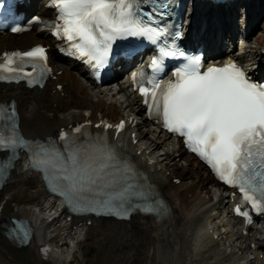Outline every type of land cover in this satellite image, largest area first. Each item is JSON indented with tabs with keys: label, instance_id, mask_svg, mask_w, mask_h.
Here are the masks:
<instances>
[{
	"label": "snow or ice",
	"instance_id": "1",
	"mask_svg": "<svg viewBox=\"0 0 264 264\" xmlns=\"http://www.w3.org/2000/svg\"><path fill=\"white\" fill-rule=\"evenodd\" d=\"M53 2L57 9L53 35L68 42L72 55L95 68L109 62L118 39L143 37L157 44L167 35L157 15H167L171 7L168 0ZM149 4L153 7L145 12L144 6ZM176 56L184 57L185 53L165 43L151 61L152 75L133 73L134 81L140 77L137 87L148 114L157 117L171 133L184 137L190 150L209 164L221 181L237 187L245 203L264 213V85L251 81L234 62L202 72L200 57H187L175 70V79L162 84L157 73L162 71L165 58ZM24 61L31 62V72L24 71ZM48 72L42 46L4 53L0 60V80L26 79L33 86L41 84ZM9 109L0 106V151L10 153L8 162L0 163V178L12 166L18 150L26 149L30 167L41 171L50 190L75 211L120 218L134 211L162 214V201L153 199L137 182L134 167L114 146L103 139L76 141L63 130L59 137L64 141L62 146L52 141H29L18 130L15 108ZM124 126L121 121L117 131ZM83 127L72 131L79 133ZM235 211L241 213V207ZM27 236L21 231V239Z\"/></svg>",
	"mask_w": 264,
	"mask_h": 264
},
{
	"label": "bare ground",
	"instance_id": "2",
	"mask_svg": "<svg viewBox=\"0 0 264 264\" xmlns=\"http://www.w3.org/2000/svg\"><path fill=\"white\" fill-rule=\"evenodd\" d=\"M263 2L264 0H252L249 6ZM215 12L219 14L218 28H225L226 21L229 22L230 12L219 8L215 9ZM205 14V9L201 6L197 11L196 20ZM220 14H223L224 18ZM238 17L240 15H237ZM256 26L259 27V24ZM260 29L262 32L253 34V41H250L251 34L243 38L238 51L232 52L238 54L236 58L243 60L248 57L252 65L255 63L254 59L260 57V47L264 43V24ZM211 31L214 32L215 29L211 27L208 31L206 39L208 48L215 45V40L210 38L213 34ZM50 40L42 34H37L34 29L15 36L0 34V51L16 46L24 48L38 41L49 44V62L52 63L54 79L49 78L40 90L27 89L19 83L0 85V102L9 99L16 102L20 131L26 137L42 139L44 136H54L59 126L76 121L91 119L96 122L103 117L115 120L121 117L128 119L130 115L139 116L140 120H136L132 127V130H135L136 143H131L129 135L132 130L129 128L127 135L124 133L120 136L119 150L138 162L146 178L164 198L168 207L158 218L149 214L147 216L136 214L125 222L91 218L89 225L85 222L80 223V234H84V238L89 240L88 243L92 241L99 243V240L106 236L112 239L107 264H237V260L232 257L236 256L238 251L247 256L248 244L251 241L260 242V239L256 238L260 235H256L254 227H250L247 234L243 235L235 221L232 227L236 230L225 232L223 222L224 215H228L225 213L228 207V193L212 179L207 169L199 162L191 161L189 155L184 165L178 163L179 159L175 156L179 157L185 152L180 143L163 134L157 125L145 127L150 124V120L144 114V108L138 103V96L128 85L117 82L118 86L115 88V93H122L124 97V110L127 108V113L123 114V109L121 110L123 105L116 104L114 100L108 103L103 101L100 94L102 91L86 83L77 67L71 63L61 65L57 61ZM58 70L61 71L60 74L56 73ZM60 107L64 108L63 113L60 112ZM89 128L90 131H94L93 128ZM160 148L164 151L158 155L156 151ZM146 151L150 155L149 158L155 161L153 165L148 166L145 163ZM173 177L178 178L179 182L171 181ZM207 183L215 185L216 191H209ZM2 189L0 221L4 216H25L32 226L33 236L26 245L17 247L0 232V264H20L19 256L35 259V243L45 239L48 233L46 230L52 225L53 231H56L51 239L56 241L55 238L60 231L70 229L75 224L78 225L80 220L89 218L86 215L73 220L71 218L68 222L64 214L63 217L57 218L56 223L54 220L45 222L36 208L39 207L38 209L43 211L45 207H51L55 213L60 208V203H55L54 198L44 195L38 174L34 170L30 171L26 162L20 163V160L14 162ZM5 195L9 196L4 198ZM13 200L18 202L20 207L10 213L5 204L14 202ZM29 205H33V208ZM207 222L211 223V227L205 226ZM210 228L212 229L209 232ZM213 233H217V240H213ZM261 249L262 247L254 250L252 262L264 264V257H259ZM229 252L232 254L227 256Z\"/></svg>",
	"mask_w": 264,
	"mask_h": 264
},
{
	"label": "rangeland",
	"instance_id": "3",
	"mask_svg": "<svg viewBox=\"0 0 264 264\" xmlns=\"http://www.w3.org/2000/svg\"><path fill=\"white\" fill-rule=\"evenodd\" d=\"M262 24H264V20L261 21L259 23V27H257L255 29V31H254L255 34L262 32L260 29ZM253 40H254V36L251 37L250 41H253ZM109 86H110V88H109ZM114 87H115V85H108V87H102L100 89L102 91V92H100V94H102L101 97H102L103 101H105L106 103H108L109 101L113 102V100H114L115 103L117 102L116 104H119L121 106L123 105L121 108V110L123 109L122 113L123 114L127 113L126 112L127 108H125V110H124V107H125V103L123 102L124 97H123V95H121L122 93H115ZM117 98H118V100H117ZM63 111H64V108L60 107V112L63 113ZM136 118L139 119V116H136ZM145 127H153V126H150L148 124V125H145ZM163 151H164L163 148H160L159 151H156V154L160 155V153L162 154ZM175 158L179 159V161H178L179 164H183L187 160V155L185 153H183L182 155H179V157L176 155ZM192 161L194 162V160H192ZM202 171L205 172L204 169ZM207 187H208L209 191H211V192L216 191L215 185H212L211 183H207ZM8 196L9 195H5L4 198H7ZM13 201L14 202L11 201V202L5 204L7 210L10 213H12L13 211H17L20 207L18 202H16L15 200H13ZM29 206H31V205H29ZM217 219L218 218H216V220ZM216 220H215V222H216ZM225 227L228 228L230 226L225 225ZM60 232L61 233L58 235L60 237L57 236L55 238L56 244H58V241H60L62 243L67 241V243H69V245L59 246V247H57V245H55V247H57V248L52 249V255L53 256L47 257L46 260H40V258L36 254H35L36 255L35 259L37 261L34 258H29L27 256H24V257L19 256L20 264H61V262L63 260H67L70 258V255H71L70 252L72 249L74 250V248L76 246H77V248H76V250H74V253L72 256L73 259L70 260V262H68V260L65 263L62 262L63 264H107V261L109 260L107 258V256L110 252V247H111L112 242H113L112 239H110L109 237L106 236V237L101 238L99 240V243L98 242L96 243L93 241L88 243L89 240L85 239L84 235L80 234V231L79 232L71 231L69 234H66L64 231H60ZM50 240H52V239H50ZM61 240H63V241H61ZM48 242H50V241H48ZM50 244L52 246L51 242H50ZM38 258H39V260H38ZM59 258H60V261L56 262L57 260H59Z\"/></svg>",
	"mask_w": 264,
	"mask_h": 264
}]
</instances>
